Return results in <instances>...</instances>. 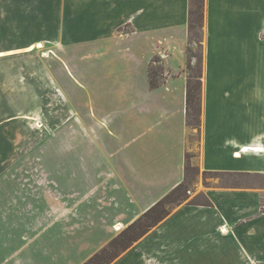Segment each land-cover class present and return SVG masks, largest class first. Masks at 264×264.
<instances>
[{"label": "crops", "instance_id": "0c3cea01", "mask_svg": "<svg viewBox=\"0 0 264 264\" xmlns=\"http://www.w3.org/2000/svg\"><path fill=\"white\" fill-rule=\"evenodd\" d=\"M12 1L34 0H0V12L2 2ZM190 10L191 0H89L86 54L99 58L108 47L101 43L114 41L108 51L119 64L99 75L92 62L82 80L83 45H73L61 57V73L68 86L84 82L99 110L73 109L48 142L15 144L11 116L4 118L10 109L0 108V264H83L186 181ZM206 16L207 41L226 19L246 25L255 16L256 38L264 32V0H207ZM155 56L164 72L153 89ZM245 84L219 92L216 117L209 121L206 113L201 122L196 166L204 176L223 177L205 179L212 205L183 202L110 264H264V108L239 103ZM58 136L62 155L25 150L57 148ZM11 145L16 154L7 152ZM75 149L80 157L71 156Z\"/></svg>", "mask_w": 264, "mask_h": 264}, {"label": "rangeland", "instance_id": "374dc122", "mask_svg": "<svg viewBox=\"0 0 264 264\" xmlns=\"http://www.w3.org/2000/svg\"><path fill=\"white\" fill-rule=\"evenodd\" d=\"M206 1L193 0L196 13L191 18L193 28L189 56L193 69L188 72L192 76L199 73L203 76L202 86L198 90L195 89L196 81L193 80V103L188 109L189 114L187 110V124L193 130L188 139L187 174L184 181L186 187L181 191L184 203L204 202L207 198L203 194L205 179H223L218 174L204 176L203 168L196 166V162L203 156L204 132L201 122H204L206 113L209 121L216 117L218 93L240 81L246 83V94L239 103L250 102L264 108V32L258 33L256 38L259 19L251 16L246 25H230L226 19L223 26L212 30L214 35L207 41ZM257 3L261 5L260 1ZM199 6L200 10L197 11ZM1 7L0 108L5 105L10 109L9 115L4 117L11 116L8 122L10 139H13L15 144L20 139L48 142L52 135L56 134L55 129L58 126H62L59 130L63 128L73 109L78 112L88 111L90 108L98 111L100 107L98 101L94 102L89 95L90 90L85 88L84 82L69 86L66 84L61 73L65 66L61 57L68 56L67 52L73 45H83L78 49L77 62L79 75L84 80L83 71L91 67L92 62L98 63L93 71H97L99 75V72L103 73L107 67L119 64L118 57L108 51L109 45L117 47L116 42L103 41L102 47H108L105 48V54L98 55L99 58H95L97 55H94L95 59L87 56L85 42L89 0L12 1L2 2ZM99 18L104 19L103 13ZM102 22L101 26H110L107 22ZM245 38L247 44L243 43ZM39 43L43 45L38 46ZM154 65L160 66L159 63ZM206 72L209 73L207 82L204 75ZM219 73L222 77H219ZM248 74L251 76H246ZM243 77L251 78L244 80ZM229 101L231 102V97H223V102ZM79 120L76 122L80 123ZM72 122L71 119L70 123ZM37 125L38 130L35 129ZM74 126L79 128L80 125L74 123ZM72 141L78 145L81 142L80 138ZM55 142L58 147L51 150H41L38 147H25V150L50 151L55 156L62 155L65 150L59 146L64 142V137H56ZM17 151L18 148L11 145L7 152L16 154ZM80 153V149H75L70 154L72 157H78ZM261 184L264 186V177Z\"/></svg>", "mask_w": 264, "mask_h": 264}, {"label": "trees", "instance_id": "16d2710c", "mask_svg": "<svg viewBox=\"0 0 264 264\" xmlns=\"http://www.w3.org/2000/svg\"><path fill=\"white\" fill-rule=\"evenodd\" d=\"M200 10V6L198 10ZM195 3L191 0V10H190V33L193 28V23L191 18L195 15ZM188 45V71L192 70V62L189 56V46ZM191 51V50H190ZM162 59L159 56H155L152 60L151 67L149 69L150 83L151 87L154 89L161 85L163 82L162 74L164 72V67L161 64ZM159 63L160 66L156 67L154 64ZM189 83L187 87V110L193 103V90H198L202 86L201 74L192 76L189 74ZM195 79L196 87L195 89L193 80ZM198 86V88H197ZM197 100V98H196ZM189 114V110H188ZM185 182L179 183L171 191L166 193L159 201H157L151 208H148L144 213L133 223L126 226L122 231H120L115 238L109 241L100 251L95 253L91 258L87 259L83 264H110L112 261L117 259L124 251L129 247H132L135 242H137L142 236H144L148 231H150L154 226L158 225L166 216H168L171 211L177 206L183 203L184 197L181 196V191L185 188ZM190 204H202V205H212V202L206 198L204 202H189ZM173 208V209H172Z\"/></svg>", "mask_w": 264, "mask_h": 264}, {"label": "bare ground", "instance_id": "6f19581e", "mask_svg": "<svg viewBox=\"0 0 264 264\" xmlns=\"http://www.w3.org/2000/svg\"><path fill=\"white\" fill-rule=\"evenodd\" d=\"M237 154V153H236Z\"/></svg>", "mask_w": 264, "mask_h": 264}]
</instances>
